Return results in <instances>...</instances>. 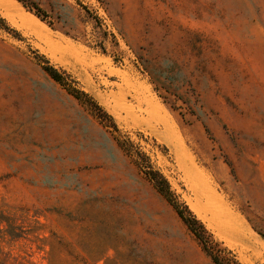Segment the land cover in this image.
Here are the masks:
<instances>
[{"label": "rangeland", "instance_id": "1", "mask_svg": "<svg viewBox=\"0 0 264 264\" xmlns=\"http://www.w3.org/2000/svg\"><path fill=\"white\" fill-rule=\"evenodd\" d=\"M15 1L0 0V264H213L137 152L220 249L264 264V0H30L40 17Z\"/></svg>", "mask_w": 264, "mask_h": 264}, {"label": "trees", "instance_id": "2", "mask_svg": "<svg viewBox=\"0 0 264 264\" xmlns=\"http://www.w3.org/2000/svg\"><path fill=\"white\" fill-rule=\"evenodd\" d=\"M22 3L23 6L30 11L34 10V14L38 17L43 15L41 9L30 0H17ZM2 26L6 25L4 19L0 18ZM9 29V28H7ZM39 57V65L42 71L49 76L54 82L58 83L63 87L70 95L83 104H90L91 112L101 122L110 121L115 131H118L113 119L104 110H102L95 101L87 94L80 90H76L72 87L73 82L69 80V77L60 70L50 65L49 61L44 56ZM119 147L128 154L126 144L129 142L117 140ZM130 144V143H129ZM138 158L135 161L136 166L143 172L145 177L153 185L155 190L173 207L176 214L189 230V232L196 238L200 243L205 255L212 261L213 264H240L236 256L230 250L220 249L217 242L214 241L212 234H210L200 220L189 210L185 204H181L177 201L175 194L172 192L168 181L162 176V174L155 170L149 164V159L141 152H137ZM3 217V215H2ZM7 223L3 218H0V224ZM0 229V233H1ZM6 232V231H3ZM9 234V233H8ZM14 236V234H9Z\"/></svg>", "mask_w": 264, "mask_h": 264}, {"label": "bare ground", "instance_id": "3", "mask_svg": "<svg viewBox=\"0 0 264 264\" xmlns=\"http://www.w3.org/2000/svg\"><path fill=\"white\" fill-rule=\"evenodd\" d=\"M15 3H17L15 0H13ZM23 10V9H22ZM24 12V11H23Z\"/></svg>", "mask_w": 264, "mask_h": 264}]
</instances>
